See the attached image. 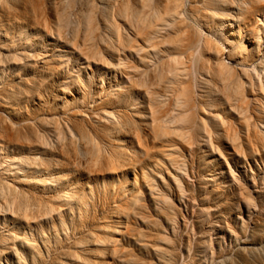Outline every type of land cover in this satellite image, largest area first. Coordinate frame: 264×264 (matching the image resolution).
Returning a JSON list of instances; mask_svg holds the SVG:
<instances>
[{"label":"bare ground","instance_id":"6f19581e","mask_svg":"<svg viewBox=\"0 0 264 264\" xmlns=\"http://www.w3.org/2000/svg\"><path fill=\"white\" fill-rule=\"evenodd\" d=\"M139 1L0 0V262L10 255L19 264H143L126 239L156 251L162 264L176 261L175 245H159L163 235L135 233L145 209L141 177L160 165L157 154L171 158L174 142H161L154 126L142 134L148 113L124 71L144 52L136 42L154 39L136 22ZM190 9L189 0H175L176 16ZM262 59L249 66L259 75ZM184 75L182 62L173 76ZM193 85L185 83L191 99ZM217 264L250 262L241 250Z\"/></svg>","mask_w":264,"mask_h":264},{"label":"rangeland","instance_id":"374dc122","mask_svg":"<svg viewBox=\"0 0 264 264\" xmlns=\"http://www.w3.org/2000/svg\"><path fill=\"white\" fill-rule=\"evenodd\" d=\"M189 5V13L176 16L175 0H140L133 12L139 26L155 33L152 42H136L142 56L123 64L148 113L149 132L143 126L142 134L153 133L154 126L161 142L174 140L171 158L157 154L160 165L141 177L145 209L135 233L144 239L149 232L163 235L162 248H177L174 264H217L241 250L250 264H264V71L249 67L264 56V0ZM232 15L236 22H229ZM190 41L196 46L184 54ZM182 62L189 75L178 80L173 73ZM201 81L207 83L203 89ZM189 82L193 99L185 90ZM153 94L163 98L151 103ZM129 240L123 244L135 259L162 264L156 251ZM7 257L0 263L19 264Z\"/></svg>","mask_w":264,"mask_h":264}]
</instances>
